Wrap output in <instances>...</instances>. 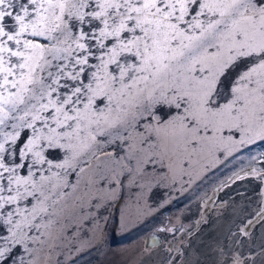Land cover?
I'll return each instance as SVG.
<instances>
[{"label": "snow or ice", "instance_id": "obj_1", "mask_svg": "<svg viewBox=\"0 0 264 264\" xmlns=\"http://www.w3.org/2000/svg\"><path fill=\"white\" fill-rule=\"evenodd\" d=\"M257 144L264 0H0V264H76L65 250L103 241L117 185L174 187L232 160L216 191H258L220 202L229 226L210 251L264 264V151L240 159ZM215 207L159 228L140 264H203L193 241Z\"/></svg>", "mask_w": 264, "mask_h": 264}, {"label": "rangeland", "instance_id": "obj_2", "mask_svg": "<svg viewBox=\"0 0 264 264\" xmlns=\"http://www.w3.org/2000/svg\"><path fill=\"white\" fill-rule=\"evenodd\" d=\"M264 151V146L253 145L250 151H246L240 158L247 163L249 155H259ZM240 160H232L222 165H213L207 173H201L203 178H196L195 182L179 181L174 187L168 185L157 186L155 184L143 190L134 188L130 182L125 181L123 189L117 185L116 193L122 197L103 212L101 225L104 228L103 241L92 238L80 253L75 250H65L64 260H75L76 264H140V257L136 255L137 250L143 248L149 237H156L161 244L165 242L170 234L159 233L158 229L164 225L181 224L188 227H196V222L205 215L203 201L214 194L218 186L233 176L234 171H239ZM258 189L248 180L237 181L236 184L220 191L216 195V207L208 211L209 225H202L203 232L199 233V239L194 240L198 246L203 264H215L216 257L210 251L217 239H223L227 233L229 215L223 216L219 208L221 201L238 200V194L242 193L254 197ZM137 198L147 200L144 211L139 215L128 216L125 205L133 204ZM212 207V206H210ZM229 212L231 209L229 208ZM91 231V229L89 230ZM157 244V250L161 247ZM55 259V257H53ZM160 255L155 256L146 264H159Z\"/></svg>", "mask_w": 264, "mask_h": 264}, {"label": "bare ground", "instance_id": "obj_3", "mask_svg": "<svg viewBox=\"0 0 264 264\" xmlns=\"http://www.w3.org/2000/svg\"><path fill=\"white\" fill-rule=\"evenodd\" d=\"M216 192H217V191L215 190L214 194H212L209 198L205 199V200L203 201V204H204V202H205L206 200H208V201L215 200ZM203 206H204V205H203ZM209 206H212V205L210 204ZM203 208H204V207H203Z\"/></svg>", "mask_w": 264, "mask_h": 264}, {"label": "water", "instance_id": "obj_4", "mask_svg": "<svg viewBox=\"0 0 264 264\" xmlns=\"http://www.w3.org/2000/svg\"><path fill=\"white\" fill-rule=\"evenodd\" d=\"M217 193H218V192H216V195H217ZM216 195H215V199H216ZM154 238H156V237H154ZM156 239H158V238H156ZM148 240H149V238L147 239V242H148ZM158 240H159V239H158Z\"/></svg>", "mask_w": 264, "mask_h": 264}]
</instances>
